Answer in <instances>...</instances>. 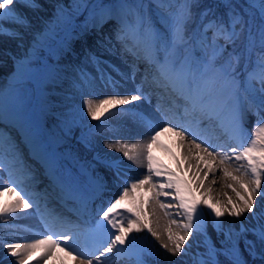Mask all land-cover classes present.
Segmentation results:
<instances>
[{"label": "snow or ice", "instance_id": "obj_1", "mask_svg": "<svg viewBox=\"0 0 264 264\" xmlns=\"http://www.w3.org/2000/svg\"><path fill=\"white\" fill-rule=\"evenodd\" d=\"M221 3L227 10V23L215 18V13L209 8L200 13L198 28L191 33L188 26L195 22L192 10L199 7V0H148L147 6L145 0H68L67 4L56 7L57 26L63 27L65 32L69 29L75 30L76 21L81 15H85L83 31L103 32L107 25L112 26L113 37L108 38L101 46L112 52L119 45L120 55L124 58L131 57V73L121 74L122 78L134 81L139 71L138 64L145 65L146 75L131 95L121 97L117 94L101 99L98 103L86 101L87 116L95 121L117 106L129 105L141 99L151 103V95L144 91L145 84L158 90L168 101L166 108L162 109L161 97H157L155 111L166 122L162 126L156 125L143 113H135L140 126L149 132L145 143H124L117 147L129 161L137 160L142 155L146 161V171L138 180L130 183L125 181V187L118 198L111 201L99 214L95 225L88 228L93 232L107 233L108 240L102 246L100 256L113 252L117 256L124 254L127 251L124 246H131L136 242V237L130 240L132 233L146 230L159 240L160 235L148 221L145 207L155 201L166 216H170L169 209L176 208V215L182 217V222L172 219L171 224H175L183 234H174L169 227L168 242L161 244L172 256L188 254L185 245L195 232L194 243L202 242L205 252L197 254L194 264H221L219 256L226 258V264H264V222H261L264 221V204L258 209L256 202L257 197H264V192H261L264 186V0H247L246 8L238 7L233 0H221ZM14 4L27 9L38 7L34 0H0V35H18L6 26L9 22L21 27L27 25L26 17L18 13L17 8L11 7ZM147 7L160 13L163 35L155 27ZM257 15L260 20L258 26L255 24ZM40 36L34 44L47 48L50 61L64 50L66 38L60 40L56 30L49 29ZM229 47L232 51H228ZM23 60L27 63H22L21 69L29 75V79L26 82L16 80L9 92L0 89V169L7 170L9 181L8 186L0 183V197L5 194L8 196V201L0 206V218L11 217L20 210L33 209L35 214L45 220L51 216L63 224L66 222L55 215V210L48 208L50 199L55 198L62 205H67L69 200L79 202L80 207L72 209L78 217L84 215L87 202L79 196V190L71 176L60 171L54 151L50 150V146L42 138L36 108L27 97L24 87L26 84L35 89L33 77L39 84L45 76L32 73L34 62L31 60V52H26ZM87 60L97 76L89 80L90 73L87 68H77L76 84L84 87L95 79L102 80L105 85L117 84L100 67V57L89 55ZM113 70L119 71L114 66ZM47 77L51 78V73H47ZM122 111L135 112V109L125 108ZM246 112L255 116L256 121L247 143H244L242 121ZM169 113L182 118L185 123H172ZM212 125L219 127L235 142V146L230 147L228 152L216 151L214 145L201 138V133ZM92 127L100 128L102 125ZM12 131L19 135L20 143L28 148L30 159L44 169L51 192L47 189L43 193H30L25 190L27 185L34 184L35 175L31 166L23 159ZM165 133H170L181 141L190 138L189 142L197 152L196 159L203 161L207 168L201 179L199 163L195 166V180L199 181L200 187H203V181L208 179L209 173H213L212 165L205 156L199 155L200 152L206 153L212 160L219 158L222 166L233 160L237 162L234 171L239 175L229 171L227 167L222 171L226 179H230L243 190L244 194H241L233 184L228 185L236 194L238 202L234 203L232 197H228L231 207L227 208L219 202L212 203L211 197L201 200L195 195L196 189L191 182L171 171L161 170L162 166L154 161L151 148ZM106 147L116 146L109 144ZM192 158L190 149L185 159ZM119 166V160L109 164L115 170L117 178L120 175ZM191 168L190 164L189 170ZM16 173L19 175H14ZM163 177L167 179H162ZM91 184L94 195L103 192V182L93 180ZM146 185L148 192L141 202L138 190L144 189ZM161 197L165 199L161 200ZM168 198L175 203L168 202ZM202 204L211 210L208 215L213 216V228L223 237L219 248L211 242L204 230V214L200 211ZM225 212L236 219L251 213L250 220L257 223L248 226L241 222L238 232L231 227L225 229L220 222ZM109 226L112 229L110 232ZM49 228L51 229V225ZM249 234L254 239H248ZM72 239V235L49 230L46 235L31 242L0 241V244L7 248V256L17 258L15 264H30L33 257L40 264H46L56 250L72 257L77 264H93L94 261L99 264V256L72 247L69 244ZM144 254H138V264H146L142 258Z\"/></svg>", "mask_w": 264, "mask_h": 264}, {"label": "bare ground", "instance_id": "obj_2", "mask_svg": "<svg viewBox=\"0 0 264 264\" xmlns=\"http://www.w3.org/2000/svg\"><path fill=\"white\" fill-rule=\"evenodd\" d=\"M35 3L38 5V7L34 9H36V11H38L40 14L38 15L37 12H34V13L28 12L29 16L26 17V19L28 18L27 24L31 27V29L27 30V28L25 27H21L19 25L14 24V27L11 30L15 33H18V35H15V36L18 37L20 41H22V48L18 46L14 47L13 45L12 46H13L14 51L19 52V53H21V50L24 54L26 52H31V55L37 52L38 53L41 52L40 55L38 56L41 61H44V58L46 54L48 53L47 48L46 47L41 48L40 45L34 44V41L39 40L41 38L40 34L46 32V31H43V26L47 23L48 19L56 18L55 8L57 7V5L67 4L68 0H36ZM11 7L17 8L18 13L22 14L19 11V8L17 5L14 4ZM84 19H85V15H81L79 19L76 21L77 26L75 27L82 28ZM111 27H112L111 25H107L103 32L89 30L88 34L83 31L81 32L76 31V30L73 31L72 29H69L67 32H65L63 27L57 26V20H55L51 24L49 29L56 30L59 33L58 38L60 40H64L65 38L67 39L69 37H73L75 40H79V38L82 39V36H83L84 38H86V43H88L89 49H94V50L96 49L95 53L98 54L100 51L97 50V48L100 47L101 43H99L98 41H95V39L93 40V38L95 37L96 39H99L100 41H102V43H105V41L107 40V37L109 38L113 37ZM92 35L94 37H92ZM3 40L4 39L2 38V41H0V44L3 42ZM5 42H8V40H5ZM84 48H87V46H84ZM86 52L87 51H85L84 53ZM61 54H62L61 56L64 55L63 56L64 59L60 60L59 64H57L59 59L56 58L55 60L56 66H54L55 71L48 72V73H51V78H48L47 75L44 78V81L45 80L48 81V84H49L48 90H45L42 87V85H40L41 83L38 84L39 92L37 93L34 99V105H39L38 101L40 99L48 100V99H53L58 96L59 97L70 96L71 93H85L83 95L87 98L72 99L71 108H68L64 105H60L59 103H56L55 106L53 107L54 111L52 112H55V113L61 112L60 115L63 117V120L61 121L63 124L70 126L71 131H68V132L69 134H71L70 137L72 139L76 140L78 135H83L85 137L90 136L92 138L93 136H95V138L88 141L87 147L83 146L76 140L74 150H66V155L69 157V160H70L69 162L71 163L70 165L57 162V166L60 169V171L64 173L66 176H71L75 186L79 190L78 192L79 196L84 201L87 202V209L83 216L78 217L74 213V211H72V209L80 207L79 202H73L69 200L67 205H62V203L58 204L55 198H52L48 201V208L55 210V215H58L66 222V223H63L64 225L58 224L59 222L54 220V218L51 216L48 217L47 220H45L38 214H35L33 209L20 210L12 214L11 217H6V220L8 222L7 223L8 227L7 226L6 227L9 230L8 236H6L5 238H0V241L9 242V243L31 242L32 240L36 238H40L39 236L44 233V232L41 233L42 231H40L43 228L47 229L46 233H48L49 230L53 231V229H55L56 227L59 228V226L70 225L69 226L70 228H68L67 230L62 231V232L58 230L57 233H66V234L72 235L74 239L69 240V244L72 247L78 248L80 251L87 250L92 253L95 249L100 248L102 244H105L107 242L108 240L107 233L103 231L93 232L89 230L84 236L80 237V235H78L79 234L78 232L72 233L71 226H77L87 221L88 218H90V216L93 215V213H95L99 208L101 209L103 208L104 210L108 206V203L111 200L113 201L114 199L118 198L119 194L121 193L125 185L115 176V174L113 173V170L108 165L92 160L89 156V152L98 151V152H101L103 157L109 160L121 161L124 159L123 152L120 151V154L117 153L119 152L117 150V147L124 143L133 144L132 142L133 138H132V134L129 133L128 131L129 129L128 127L130 123L122 115V113L126 115V113L123 111L120 112V110L110 109L109 112L105 113L104 116H102L99 120H95V121H93L91 117L87 116L86 101L91 100L93 103H98L99 100L104 99V98H109L110 95L103 93L101 97L99 96L100 99H97L96 97L94 98L93 96H91L93 97L91 98L89 96V95H92L91 92L95 94L96 93L99 94L98 91L101 89V85L97 86L94 80L90 84L86 83L84 87H81L79 84L75 83L77 66L74 65L73 63L75 61V63L79 62L81 64V60L79 58L80 53L77 50L76 43L70 46L68 43V40H66V46H64V50L61 52ZM82 56L84 58L87 57L84 54H82ZM118 56L123 59L124 63H127V60L130 58V57L124 58L120 55V53H118ZM16 67H17L16 69L11 71V73L14 75L19 74L18 66ZM138 68H139V71L143 73L142 76L144 79V76L146 75L145 65L143 63H139ZM109 72H111L112 74V71H109ZM140 74L141 73L137 72L134 81L130 80L129 82V79L128 80L124 79V82H126L127 80V83L131 85L133 84L132 82L141 83L142 79H140ZM91 75L93 77H96L97 72L93 71V74ZM92 79L93 78L89 76V80H92ZM149 79H151V77H149ZM96 80H98L100 84L103 83V81L100 79H96ZM15 81H16L15 78H13L12 80H9L8 84H5V86L2 85L1 89H3L5 92L11 91L12 86L14 85ZM146 85L150 90L148 94L151 95V101L157 103V97H161V100H160L161 107L162 109L166 108L167 103H168L167 98L161 96V93L158 90H154L153 88L149 87L148 84ZM107 86L114 87L113 85H110V84ZM144 91L146 92V86H144ZM113 94L116 95V93H113ZM135 104H138V102H135ZM43 106L44 105H40L39 108H44ZM170 115H171L170 120L172 123L174 124L185 123V121L182 118H177L175 116H172L171 113ZM49 116L50 117L53 116V113H51V111L48 112L46 115H44L43 118H41L42 119L40 120L41 129L43 128V124L44 122L47 121V118H49ZM250 121H251L250 117L244 114L243 121H242V128L247 127ZM82 123H85V124H82ZM121 123H124V124H121ZM92 125H102V127L94 128L92 127ZM12 134H13V131H12ZM201 138L207 140L209 143L214 145L216 148V151L223 150L227 152L230 149V147L235 146V142L230 140L229 137L219 127H216L215 125L209 126L205 131H203L201 133ZM17 139L20 140V137L18 134H17V137H15L16 142H17ZM189 141H190V138L185 139L184 141H181L180 139H178V140H175L176 143L171 144V146L168 147L165 145H169L170 143H166L168 142L167 139L162 138L156 145L153 146L154 147L153 151L156 155L160 154L163 156L165 155V153L167 155L172 156L171 155L172 152L176 157H178L180 154L181 160L178 158V164L180 165V167L182 166L181 170L183 168V170H186V172L189 171L188 173H185V175L182 174V178H184L186 181L191 182L192 187L196 189L195 195L198 196L201 200L208 199L209 197L208 193H210L211 191L210 189H212V192L210 193V197L213 199L211 200V202L214 204L219 202L221 206L230 208L231 205L228 204V197H232V200L234 203H236L237 198H236V194L231 190V188L228 187V185L233 184L234 187H237L238 191H241V194H244V193L242 189H239L238 185H235L233 181H231L230 179H226L223 176L222 169L224 167H227L229 171H232L234 174L239 175L238 173H235L234 171L237 165V162L233 160V161H230L228 164H225L222 166L219 164V158H217L216 160H212L211 157H207L206 153L200 152L199 155L205 156L213 168V173H209L208 179H205L203 181V187H200L199 181L195 180V176L197 174V169L195 166L197 163H199V168L201 169V171L199 172V175L201 179H203L205 172H207V168L205 167V163L203 161H198L196 159L197 152ZM197 142H200V141L198 140ZM109 144L115 145L116 147H112V148L106 147V145H109ZM19 147L21 149L22 155H25L26 147L20 142H19ZM190 149H191V155L193 158L190 160H186L185 157L189 155ZM211 150L212 149H210V151ZM56 151L58 152V150ZM161 152H165V153H161ZM175 152H179V154L177 155ZM23 158L26 160L27 165L31 166L34 172V175H35V182L34 184L28 185L29 186L28 192L43 193L45 189L51 192V185H50L49 179L44 169L35 160L30 159V157L25 155ZM155 158L158 159L157 157L154 156V161L158 165L162 166ZM179 161L181 162L179 163ZM127 163L130 164V162H127ZM72 164L78 165L79 168L82 171H85L86 173L91 172V170L93 169V168L91 169L92 164H96L97 165L96 168L99 170V173L95 175L93 178L92 177L89 178L86 182H83L79 180L76 177V175L73 174L74 172L71 170ZM190 164L192 165L191 170H189ZM122 165L123 167H126L125 164L122 163ZM161 170H165V169L162 167ZM6 178L3 177L0 180V183H3L4 186H8V179ZM162 179H167V178L163 177ZM93 180H99L104 183L105 187H104L103 192L95 194V195L93 194V191H92L93 186L91 184V181ZM142 199L143 197L139 193V200L141 202H142ZM7 201H8L7 194H5V196L3 197H0V206H3ZM168 202H172L170 198H168ZM256 202H257V206L259 209V207L262 204L260 205V201L258 199ZM172 203H175V202H172ZM41 206L43 207V204ZM200 209H203L207 214L211 211L203 204L201 205ZM171 210L173 211L174 219H176L178 222H182V217L176 215V212L178 210L176 208H172ZM224 216L230 217L227 214V212H225ZM251 216H252L251 213H247L245 214V216H242L239 219H236L233 217L232 218L234 219V221L238 223L243 222L246 225H249L250 224L249 219ZM38 219L40 221L39 222L40 224L38 223ZM207 223L209 224L208 220H207ZM50 225H51V229L49 228ZM152 227L155 229L156 226H152ZM169 227H171V225ZM171 230L174 233V229H172V227H171ZM108 231L109 232L112 231L110 226L108 228ZM177 231L179 232L180 230H176V233ZM145 232L146 230L140 233H132L130 236V240L132 237H136L137 238L136 242L132 243L131 246H126V247L124 246L127 249V251L124 254L119 255V256H117L116 254L115 255L105 254L104 256H99V264H107V263H112V262L115 263V261L120 256H123V255L131 254V255L138 256L139 253L141 252L144 253L145 249L142 247V243L144 242ZM159 235H160V239L158 240L159 243H161L162 241L165 243L168 242V239H167L168 229L166 230V232L159 233ZM195 237L194 235L192 237H189V240L187 244L185 245L186 252H188V254H192L193 259L198 258L197 254L200 253V250H201V247H200L201 243L200 244L194 243ZM76 239L78 241L75 242ZM78 243H80L81 246H79ZM0 245H1L0 252H2L0 255V257H2L1 262L4 264H12L14 262L15 264V260L17 258L7 256L6 255L7 248L3 246V244H0ZM138 245L141 247H139ZM83 246H86V249H84ZM145 253H148V252H145ZM180 257L184 258L186 257V255L185 256L179 255V257L177 256V258H180ZM193 259L190 258L189 262L191 263L189 264H194ZM218 259L220 260L221 264H224V263L226 264V258L224 256H220ZM59 261H61V263L63 264H77V262L74 261L72 257L66 256L64 253L60 252L59 250H56L54 256L52 258H49L46 264H58ZM132 263L138 264V259L132 260ZM30 264H40V262L37 261L35 257H33ZM93 264H98V262L94 261Z\"/></svg>", "mask_w": 264, "mask_h": 264}, {"label": "rangeland", "instance_id": "obj_3", "mask_svg": "<svg viewBox=\"0 0 264 264\" xmlns=\"http://www.w3.org/2000/svg\"><path fill=\"white\" fill-rule=\"evenodd\" d=\"M34 1L36 2V0H34ZM237 1L238 2H235V0H233V3H235L238 7L246 8L245 6L247 4L244 5V4L240 3L241 0H237ZM245 1L247 3V0H245ZM130 2H138V0H130ZM146 2H148V0H145V4H146ZM146 6H147V4H146ZM18 8H19V11L25 17L29 16L28 12H33V13L37 12L38 15L40 14L38 11H36V9H34V10L27 9V8L22 7V6H18ZM209 8H212L213 12L215 13V18L221 19L225 23H227V21H228V15H226L227 10L223 7L221 0H199V7L193 8V10H192L193 13L195 14V22L188 26V30L190 33L193 31V29L198 28V23L200 20V13H202L203 11H205ZM147 10H149L151 13V17H152L153 23L155 24V27L160 31L161 35H163L164 34L163 29L161 28L162 21H159L160 13L157 12L154 8H150V7H147ZM209 18H212V17H209ZM245 19H247V16L245 17ZM52 20H56V18H52ZM259 23H260V20H259V17L257 15L256 20H255V24L258 26ZM6 26L10 30H12V28L14 27V24L9 22ZM24 27L27 28V30L31 29V27L28 24ZM2 38L4 40L0 44V89H1L2 85L5 86V84H8V81L12 80L13 78H15L16 80L19 79L23 82H26V80L29 79V75L23 73L22 69H21V64L27 63V61L23 60V57L25 56V54L22 52V50H21V53H19V52H15L13 49V46L14 47L18 46V47L22 48V41H20V39H18V37H16L15 35H13V36L0 35V41H2ZM38 38H39V36H38ZM5 40H8V42H5ZM237 50H239V49H237ZM228 51H232L231 47H229ZM40 53L41 52H39V53L37 52V53L31 55V60L34 62V66L32 67V70H31L33 74L41 73L42 75L46 76L49 71H55L54 66H56V63H55L56 58L59 59L57 64H59L60 60L64 59L63 58L64 55L61 56L62 54H61V52H59L57 54V56L54 57L53 60L50 61L49 57H48V53H47L45 58H44V61H41L39 59V56H38V55H40ZM14 60L16 63L14 62ZM16 66H18V71H19L18 75H14L11 73V71H13L14 69L17 68ZM5 69H7V70H5ZM32 83H33V85H35V89H33V87H29L25 84L24 91L27 94V97L30 100L32 99V104H33V107L36 108V112H37L39 121L42 120L41 118H43L44 115H46L48 113V112H43L44 109L39 108L40 105H44L43 106L44 108L50 107L49 110L54 111L53 107L55 106L56 103H59L60 105H64L68 108H71L72 107V99L87 98L83 95L85 93H71L70 96H61V97H59V96L55 97L54 96L55 98L48 99V100L40 99L39 105H34V99H35L37 93L39 92V87H38V83L36 82V79L34 77L32 79ZM40 85H42V87L45 90H48V88H49L48 87L49 86L48 81H46V80L44 81V78H43V81ZM96 94H98V93H96ZM101 95L102 94L100 93L96 96L95 95H89V96L90 97L93 96L94 98L96 97L97 99H100ZM93 97H91V98H93ZM245 114L248 115L250 117V120H251L249 122V125L247 127H245V129H243L244 130L243 142L247 143L248 137H250V135L253 131V126H254V123L256 121V117L253 116L249 112H246ZM122 115H123V113H122ZM82 124H85V123H82ZM121 124H124V123H121ZM69 128H70V126L63 124L61 120L55 119L53 116H51V117L49 116V118H47V121L44 122L43 128H42L43 130L41 129V132H42L43 140L46 142V144H48L50 146V150L54 151L57 162L70 165L71 163L69 162L70 161L69 157L66 155V150H74L76 140H74L70 137L71 134H69V132H68ZM12 135L14 138L17 137V134L15 131H13ZM93 138H95V136H93ZM19 142H20V140L17 139L18 145H19ZM56 150H58V152ZM117 153L120 154V151ZM121 154H122V152H121ZM25 155L29 157V150L27 147L25 149ZM25 155H23V157ZM141 158H142V155L139 157V159H141ZM96 166H97L96 164L91 165V169L92 168L93 169L91 170V172H89V173L87 172L89 175L85 171H82L79 168V166L76 164L71 165V170L74 172L73 174L76 175V177L79 180L86 182L89 178H91V177L93 178L95 175H97L99 173V170L96 168ZM2 170L0 172V180L3 177L4 178L7 177L6 179H8L7 170H5V169H2ZM14 175L18 176L19 173H16ZM8 183H9V181H8ZM25 189H26V191H28L29 186L27 185L25 187ZM210 190H211L210 191V193H211L212 189H210ZM261 192H264V186H262ZM210 193H208L209 197H210ZM33 198H35V196H33ZM212 199L213 198H211V200ZM257 199L260 201V205L264 204V197H257ZM172 202H174V201H172ZM236 202H238V201H236ZM109 203H108V205H109ZM150 204H151V214L153 217V221H152L151 225L156 226L155 230L159 233L166 232V230L168 229V223L164 218L165 216H164L163 210H161L156 204H154V201H152ZM102 210H103V208L102 209L99 208L95 213H93L90 220L85 221V222L81 223L80 225L71 227L72 233L78 232L79 233L78 235H80V237L84 236L87 233V231H89L88 228L90 226L95 225V222L99 219V214L102 212ZM200 211L204 214L203 215V226H204L205 232L207 233L208 237H210L211 242L217 248H219L220 247V244H219L220 240H222L223 237L218 234L216 229L213 228V223H212L213 216L208 215L203 209H200ZM92 217H93V219H92ZM5 220H6V217H5V219L0 218V238H5L6 236H8V231H9L7 229V227H8L7 223L8 222L5 224L4 223ZM207 220L209 221V224L207 223ZM220 222L224 224L225 229L231 227L237 232L240 229L241 223L234 221V219H231V217L223 216ZM230 222H232V223H230ZM261 222H264V221H261ZM256 223H257V221L250 220V224L248 226H254ZM46 231H47V229H46ZM46 231L42 230L41 233H43V232L44 233L41 234L39 237L46 235L47 234ZM53 231L58 232V228L56 227L55 229H53ZM146 232L144 234L146 239L144 238V242L142 243V247L145 249V252L150 253V254H148V253L144 252L145 254L142 257L143 260L146 262V264H189V263H191V262H189V260H190V258L193 259L192 254H187L186 257H184V258H181V257L177 258V256H172L171 253H169L168 251H164L159 246V243H156L155 237H152L150 233H148V232L146 233ZM193 235H194V237L196 236L195 232L193 233ZM200 239L202 241L203 237H201ZM248 239L252 240V239H254V237L251 234H249ZM76 241H78V240L76 239L75 242ZM78 245L81 246L80 243H78ZM103 245L104 244H102V246ZM200 245H201L200 246L201 247L200 253H204L205 247H204L203 243L201 242ZM102 246L98 249H95L96 251L94 250L92 253H94L96 256H100L99 250H102ZM126 246H129V245L126 244L125 247ZM0 247H1V245H0ZM139 247H141V246H139ZM83 248L86 249V246H83ZM241 251L243 252V241H241ZM1 253L2 252H0V255H1ZM115 254H116L115 252L111 253V255H115ZM244 255H245V258H247V254L245 253ZM1 259H2V257H0V264H4L1 262ZM134 259H139V256L128 254V255L120 256L115 261V263L112 262V263H107V264H131L132 260H134ZM12 264H14V262ZM58 264H63V263H61V261H59ZM132 264H135V263H132Z\"/></svg>", "mask_w": 264, "mask_h": 264}, {"label": "trees", "instance_id": "obj_4", "mask_svg": "<svg viewBox=\"0 0 264 264\" xmlns=\"http://www.w3.org/2000/svg\"><path fill=\"white\" fill-rule=\"evenodd\" d=\"M235 2H238V1H237V0H235ZM240 3H242V4H244V5H245V4H247L245 0H241V2H240ZM146 4L148 5V2H146ZM245 7H246V6H245Z\"/></svg>", "mask_w": 264, "mask_h": 264}]
</instances>
